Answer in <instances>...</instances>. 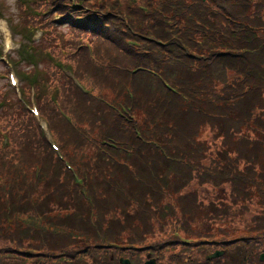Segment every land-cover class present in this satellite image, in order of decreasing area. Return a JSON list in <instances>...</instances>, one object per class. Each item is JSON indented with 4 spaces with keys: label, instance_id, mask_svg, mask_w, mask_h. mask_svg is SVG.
Here are the masks:
<instances>
[{
    "label": "trees",
    "instance_id": "obj_1",
    "mask_svg": "<svg viewBox=\"0 0 264 264\" xmlns=\"http://www.w3.org/2000/svg\"><path fill=\"white\" fill-rule=\"evenodd\" d=\"M31 4L48 10L18 23L45 36L19 64L49 88L62 158L0 91V264H143L170 246L188 255L164 264H264V0H76L79 22L67 0Z\"/></svg>",
    "mask_w": 264,
    "mask_h": 264
},
{
    "label": "rangeland",
    "instance_id": "obj_2",
    "mask_svg": "<svg viewBox=\"0 0 264 264\" xmlns=\"http://www.w3.org/2000/svg\"><path fill=\"white\" fill-rule=\"evenodd\" d=\"M37 1H39L41 3V0H37ZM50 1H52L53 4L61 3L62 5H64L65 0H43V2L47 6L49 5ZM96 1H102V0H96ZM127 1H128L129 5L134 6L133 2L135 0H127ZM67 3H70V5L74 8V10L76 9V14L74 15L75 17H71L70 20H72L73 18L81 17L80 15L82 14V12L86 11V9L83 8V5L76 4V0H67ZM2 4H4L7 7V13L6 14L9 17L11 16L13 22L16 24L17 33H23L24 35H20V34L15 35V37H14L15 45L13 46V48H11V50H8L9 48L5 49L4 39L2 36H0V52L2 53L0 55V91L7 90L10 93V96H13L14 99H16V102L20 105L21 108H23L24 110H28L27 107L23 106V104L18 101V98H20L19 96H21V94H20L21 90L24 93V100L26 101V103L28 105H32V107H33V105H35L34 101H37V99L39 97L38 93L43 95V92L45 91V89H49V88L43 84H40V87L38 89L39 91H35L36 92L35 99H33V100L30 99L31 94H30L29 89L24 84L25 80H23L24 82H21L20 78H21V75H26L27 71L32 72L34 69L31 70L32 69L31 65L28 66L25 63H23L22 65L19 64L21 59L19 57L20 55H18V50L21 48L22 43H23V50H24V48H30V49L32 48L33 49L34 47H36L37 44H39L41 41L44 40L45 33H43V31L45 28L43 27V24L34 25L35 23L25 24L26 26L21 27V25H19L18 22H19L20 14L23 16L30 17L34 20L35 16L39 18V16L42 15L43 13H45L48 9L47 10H45V8H38L37 9V7L35 5L29 3L26 0H0V8H1ZM41 7H43V6L41 5ZM117 8H119V11L123 10V8L121 6H118ZM77 11H78V13H77ZM107 15H111V13H109V14L106 13V16ZM44 17H48V16L46 15ZM112 17H113V19H116L117 21H124V16L120 13L113 12ZM62 19H63V17H59V18L54 19L53 22L58 23V22H60V20L62 21ZM74 21L79 22L78 20H74ZM39 26H41L42 29H39L38 28ZM70 29L71 28L63 25L62 27L59 28L58 34H54V35L57 36L58 38L65 39V37H70V36H68V34H70V31H71ZM29 35L30 36L32 35V38L28 42L26 37ZM24 36H26V37H24ZM81 36H82L81 37L82 38L81 43H90L91 39H93L88 34L81 35ZM33 39H34V41L32 42ZM78 40H80V39H78ZM47 59L52 64H54L55 62H57L59 60L58 58H54V56L52 57V55H50V57H48ZM45 64L46 63H44V62L41 63L40 69ZM62 67H69V66L66 65V66H62ZM37 70L39 71V68ZM10 72L14 73L16 76L17 87L9 85L8 74ZM151 75L157 79V77L154 74H151ZM17 91H19L20 93H18ZM52 98H53V94H52ZM112 99H113V96H108L103 101L106 103H111L110 101ZM120 106L124 107L125 105L120 104ZM35 107H36V105H35ZM1 113L2 112L0 111V114ZM0 126H1V128L3 126L1 121H0ZM43 127H45V126H43ZM56 143H57V141H56ZM5 147H7L5 150L10 149V146H5ZM10 157H11V155H10ZM189 238H191L192 240H195L194 239L195 237H189ZM182 254L188 255V252H184V250L180 247L170 246V248L163 249L157 255H155L154 253H151V256L153 259H155L156 264H164V260L166 259L164 257H166L167 255L173 256V255H182ZM145 256H146V253L141 254L140 260L142 261L143 264L146 261ZM160 257L162 258V260H160L161 259Z\"/></svg>",
    "mask_w": 264,
    "mask_h": 264
},
{
    "label": "water",
    "instance_id": "obj_3",
    "mask_svg": "<svg viewBox=\"0 0 264 264\" xmlns=\"http://www.w3.org/2000/svg\"><path fill=\"white\" fill-rule=\"evenodd\" d=\"M223 252H219V251H216L214 252L213 254L209 255L208 258H216V257H219L220 255H222ZM149 258V256H148ZM261 260H263V255H261ZM120 262L123 263V264H129L128 260H123V259H120ZM145 264H155L154 260H150L148 262H146Z\"/></svg>",
    "mask_w": 264,
    "mask_h": 264
}]
</instances>
